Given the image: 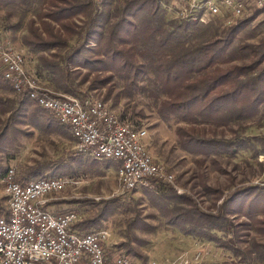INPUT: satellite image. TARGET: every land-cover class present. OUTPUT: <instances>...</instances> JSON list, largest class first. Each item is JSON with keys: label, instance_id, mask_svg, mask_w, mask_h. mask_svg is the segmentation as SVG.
Returning a JSON list of instances; mask_svg holds the SVG:
<instances>
[{"label": "trees", "instance_id": "1", "mask_svg": "<svg viewBox=\"0 0 264 264\" xmlns=\"http://www.w3.org/2000/svg\"><path fill=\"white\" fill-rule=\"evenodd\" d=\"M162 2L168 0H101L97 8L93 0H0V8L14 6L28 10L39 5V11L27 20V34L21 36V42L30 52L39 54L36 73L39 77L51 74L56 90L83 99L89 95L79 89L80 85L86 83L88 90L104 87L101 97L106 102L115 76L124 81L127 96L143 87L141 83L147 79L153 86L154 95L164 96L157 104L159 116L163 120L174 119L185 124L175 127L182 148L207 156L221 152L237 141L228 144L226 140L212 138L207 132L215 131L217 127H228L234 120L256 116L264 103V42L260 50L250 49L254 58L230 63L234 38L249 20L264 9L256 8L252 16L229 26L220 37L190 44L185 38L194 25L186 19L166 20ZM79 15L85 17L81 24L76 21ZM74 37V44L63 55L50 52L67 47L69 39ZM47 52L53 57L46 56ZM56 57H59L58 61ZM81 69L85 71L81 72ZM77 76L79 85L74 83ZM0 89L14 91L19 99L14 106L11 99L0 96L2 178L8 167L3 165L1 155L15 148L14 144L19 143L18 137L25 133L16 124L28 122L34 127L60 129L52 127L57 121L53 116L42 117L48 110L26 95L22 98L18 95L1 69ZM118 97L115 96V101ZM5 113H8L7 117L2 118ZM119 117L138 127L123 115ZM212 161L215 163L216 160ZM69 167L70 174L72 168ZM46 169L34 166L18 178L24 181L31 177H44ZM50 174L55 175L53 172ZM150 182V187L141 186L142 191L166 217L168 224L178 226L186 234L213 241L229 250L234 257L245 258L257 250L254 243L249 249L239 245L246 241L248 229L264 237V206H260L259 212L254 210L259 205L256 187L233 190L213 213L200 207L191 195L179 193L173 186L154 179ZM204 189L217 197L221 191L206 185ZM121 206L119 197L103 201L94 216L77 219L71 228L80 232L102 228L106 217ZM257 213L262 217L257 218ZM0 215H7V212L0 211ZM139 216L137 211L127 222L129 230L154 228ZM238 216L251 222H236ZM142 242L135 237L127 238L113 244L114 249H110H120L125 256L146 264V254L132 244L141 246Z\"/></svg>", "mask_w": 264, "mask_h": 264}, {"label": "rangeland", "instance_id": "2", "mask_svg": "<svg viewBox=\"0 0 264 264\" xmlns=\"http://www.w3.org/2000/svg\"><path fill=\"white\" fill-rule=\"evenodd\" d=\"M93 2L98 8L101 0H93ZM208 2L212 3L213 0H168V2L161 3V8L166 20L186 19L189 24L194 25L185 38V41L190 44L222 36L229 26L252 16L255 10L254 5H247L244 14L239 17L229 14L213 15L205 9ZM37 11H39L38 4L28 10L14 6L0 8V39L23 53L26 67L32 70L45 86L59 94L68 95L54 88L51 74L41 77L37 75L39 54L30 52L21 42V36L27 34V20ZM76 18L78 24L85 20V17L80 15ZM74 41L75 37L70 38L67 47L52 49L50 52L61 56L68 47L74 44ZM263 42L264 11L249 20L234 38L230 63L246 62L254 58L250 49L260 50L259 47ZM49 53L45 55L52 58L53 56ZM58 60L59 57H56V61ZM69 69L73 70L71 67ZM84 71L81 69V72ZM78 76L74 80L76 85H79ZM112 84V92L106 101L110 110L119 116L123 115L134 124L137 123L138 128L146 129V135L143 138L146 152L153 157L155 162L164 166L175 176L174 184H166L176 186L174 188L179 193L191 195L199 202L200 207L213 213L222 199L228 197L233 190L254 186L258 191L257 203L259 204L254 207V210L259 212L260 206H264V103L260 106L256 116L234 120L228 127H217L215 131H208L207 134L214 139L226 140L228 144L234 141L237 143L221 152L216 151L207 156L188 152L180 146L175 127L177 124H185L177 123L174 119L163 120L159 116L157 104L164 96L154 95L153 86L147 79L141 83L143 87L141 86L128 96L125 95L126 87L122 79L115 76ZM79 89L85 91L93 100L102 98L101 95L105 92L104 87L88 90L86 83L80 85ZM116 95L119 96L117 101H115ZM0 96L11 99L14 106H17L19 99L14 91L0 89ZM7 115L8 113H5L2 118H6ZM46 116L53 115L46 111L42 117ZM16 126L25 133L18 137L19 143L14 144L15 148H10L7 153L1 155L5 167L12 166L19 178L26 175L30 168L42 166L47 168L46 172H43L44 177L59 176L72 180V182H66L62 191L50 195L52 200L50 199L51 201L47 203V210L52 213L73 211L78 219H85L94 216L103 201L119 197L122 206L108 215L102 225V228L106 229L109 234L110 248L113 244H119L127 238L135 237L143 241L141 246L137 243L132 244L146 254V264H171L182 256H199L201 264H208L212 261L224 264H264V237L253 230L248 229L249 235L245 237L246 241L239 245L244 249H249L254 243L257 250L245 258L244 256L234 257L229 250L220 247L215 242L186 234L178 226L168 224L166 217L144 195L141 186L122 192L119 171L117 177L119 163L97 154L94 156L93 151L82 154L76 152L71 130L58 120L52 124V127H58L61 131L34 127L28 122L19 123ZM89 155L104 160H93L94 158ZM212 159L216 160L215 163ZM69 166L72 168L70 174ZM218 168L221 169L218 170ZM52 172L54 176L50 174ZM204 185L220 189L219 196L207 192ZM6 209L7 198L4 188L0 185V211L4 213ZM137 211L140 213L139 217L154 226L153 229L129 230L127 228V222L134 217ZM256 217L261 218L262 215L257 213ZM235 220L236 222L240 220L251 222L243 216H238ZM227 236L232 237L231 234ZM36 264L44 263L37 262Z\"/></svg>", "mask_w": 264, "mask_h": 264}, {"label": "built area", "instance_id": "3", "mask_svg": "<svg viewBox=\"0 0 264 264\" xmlns=\"http://www.w3.org/2000/svg\"><path fill=\"white\" fill-rule=\"evenodd\" d=\"M247 5L264 9V0H213L205 9L211 14H244ZM0 69L18 82V95L35 94L40 105H45L57 118H65L75 125L76 134H82V142H75V151L86 153V146H97L104 154L120 158L127 164L122 192L138 187V180L154 179L175 183V176L155 162L146 152L144 144L134 140V131L146 135L144 127H134L110 110L109 105L98 98L89 100L62 97L50 90L34 72L26 67L22 52L11 48L0 39ZM70 178L21 181L12 166L8 174L0 178L2 188H7L10 208L7 215H0V264H139L125 256L120 249L111 250L107 230L99 228L88 232L72 230L77 221L73 211L52 213L48 202H39L40 193L64 189ZM151 186V182H150ZM173 186V185H172ZM176 187V186H174ZM171 264H201L199 256H182ZM208 264H224L209 262Z\"/></svg>", "mask_w": 264, "mask_h": 264}, {"label": "bare ground", "instance_id": "4", "mask_svg": "<svg viewBox=\"0 0 264 264\" xmlns=\"http://www.w3.org/2000/svg\"><path fill=\"white\" fill-rule=\"evenodd\" d=\"M207 6H211V3L208 2ZM4 78L11 84V86L13 87L14 90L18 91V82H17V80H14V78L9 77V75H7V74H4ZM57 94L59 96H62V97L76 98V97H72V96H68V95H64V94H59V93H57ZM26 96L29 99L35 101V103L38 106H40L41 108L48 110L61 124L67 126L71 130L75 142H82V134H76L75 125H72V123L67 121V119H65V118H57V116H55L54 113H52L49 108H47L45 105H40V98L38 97V95L27 94ZM87 98L89 100H93V99H91L89 97H87ZM144 137H145V135H143V132L134 131V140L137 143L143 144V138ZM90 151H93L94 155L97 154L99 156L104 157L105 159H108V160H111V161H117L119 163V165H120L119 169H118L119 178H120L119 182L121 184V182H123L124 173L127 172V164H125L124 161L122 159H120V158L113 157L110 154H104V152L102 150H98L97 146H86V153H88ZM5 174H8V169L5 172ZM4 175H3L2 178H4ZM53 178H62V177H50V178L40 177L39 179H53ZM65 186H66V182H64V188H65ZM138 186H145V187L149 186L150 187V181H148V180H138ZM62 190L63 189H58V191H50L49 193H40L39 202H46V200H47L46 198L49 195H52L54 193L56 194V193H58V192H60ZM4 191H5V195L7 197V188H4ZM7 208H10V200H8V199H7ZM43 263L44 264H51L50 261H43Z\"/></svg>", "mask_w": 264, "mask_h": 264}, {"label": "crops", "instance_id": "5", "mask_svg": "<svg viewBox=\"0 0 264 264\" xmlns=\"http://www.w3.org/2000/svg\"><path fill=\"white\" fill-rule=\"evenodd\" d=\"M72 96V95H71ZM67 128V127H66ZM67 129H69V128H67ZM61 131V130H60ZM71 137H72V139H73V141H75L74 140V138H73V136L71 135ZM94 156H96V155H94ZM119 164H118V168H117V177H118V169H119ZM59 177V176H58ZM40 178V177H39ZM47 200H46V202H48V200H50L51 199V197H50V195L46 198ZM52 200V199H51ZM112 249H114V248H112ZM111 250V249H110Z\"/></svg>", "mask_w": 264, "mask_h": 264}]
</instances>
